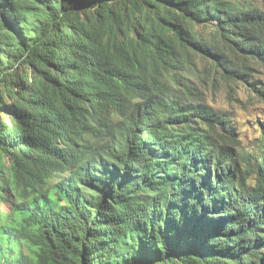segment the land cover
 Listing matches in <instances>:
<instances>
[{
    "label": "trees",
    "instance_id": "trees-1",
    "mask_svg": "<svg viewBox=\"0 0 264 264\" xmlns=\"http://www.w3.org/2000/svg\"><path fill=\"white\" fill-rule=\"evenodd\" d=\"M197 56L249 81L264 7L0 0V264H264V123L193 101Z\"/></svg>",
    "mask_w": 264,
    "mask_h": 264
},
{
    "label": "rangeland",
    "instance_id": "rangeland-1",
    "mask_svg": "<svg viewBox=\"0 0 264 264\" xmlns=\"http://www.w3.org/2000/svg\"><path fill=\"white\" fill-rule=\"evenodd\" d=\"M264 7V0H255ZM212 26L196 24L198 34H207ZM188 71H183L182 80L191 86L193 101L202 100L226 113L234 128L237 144L245 149L255 151L260 144L264 123V63L250 62L249 81L232 80L223 74L207 58L197 56ZM8 123H13L10 115L1 113ZM2 211L9 210V204L0 203Z\"/></svg>",
    "mask_w": 264,
    "mask_h": 264
}]
</instances>
